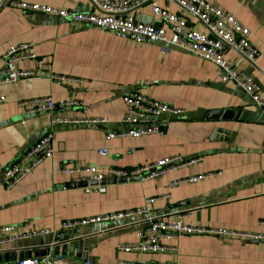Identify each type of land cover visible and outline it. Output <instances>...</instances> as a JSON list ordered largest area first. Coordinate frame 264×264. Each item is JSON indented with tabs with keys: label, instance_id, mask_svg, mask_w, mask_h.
<instances>
[{
	"label": "crops",
	"instance_id": "crops-1",
	"mask_svg": "<svg viewBox=\"0 0 264 264\" xmlns=\"http://www.w3.org/2000/svg\"><path fill=\"white\" fill-rule=\"evenodd\" d=\"M20 1L74 13L90 11L87 0ZM205 1L248 30L259 52L255 65L228 49L223 56L264 96V0ZM158 6L184 19L189 30L204 33L175 4L161 0ZM130 15L139 23L168 28L148 5ZM23 44H32L36 59L16 66L30 76L0 84V167L49 131L54 134L53 154L8 190L0 174V228H14L0 233V264L14 262L12 255L22 260L34 257L35 250L61 247L54 237L64 231H70V241L81 240L82 252L93 264H264V242L238 235L264 236V109L255 107L235 85L221 82L213 64L188 52L163 55L151 44L40 13L24 16L7 7L0 10V79L7 75L1 56ZM133 90L183 113L148 118L147 124L161 127V135L108 139L130 127L121 123L122 97ZM47 97L56 106L54 115L72 123L51 126L50 114L35 112L36 101ZM63 102L78 105L58 108ZM214 112L219 116L209 118ZM100 149L107 151L105 157L98 155ZM171 158L198 161L155 179L106 185L104 193L85 194V184H73L58 173L62 167L85 166L130 170ZM198 175L204 178L183 182ZM148 199L154 200L151 210L156 214L175 219L179 213L186 225L220 234L164 240L162 244L176 252L149 256L122 250L139 242L145 224L137 215L67 227L139 209ZM75 252L65 257L83 264Z\"/></svg>",
	"mask_w": 264,
	"mask_h": 264
},
{
	"label": "built area",
	"instance_id": "built-area-1",
	"mask_svg": "<svg viewBox=\"0 0 264 264\" xmlns=\"http://www.w3.org/2000/svg\"><path fill=\"white\" fill-rule=\"evenodd\" d=\"M90 11L84 13H74L64 9H54L34 4H27L20 0H0V10L2 8H13L21 12L24 16H31L40 13L53 16L70 23L81 24L89 28H95L109 32L114 35L126 37L136 43L151 44L158 48L161 54H170L173 51H185L201 58L215 66L217 76L221 82H229L245 94H247L252 104L260 109H264V96L259 94L258 86L243 72L234 70L223 56V50L228 49L248 64L254 66L259 58V52L249 41V32L238 24L235 19L213 7L205 0H163L171 2L179 10L189 15L204 30V33L189 30L184 19L170 14L165 8L158 6L161 0H87ZM148 5L153 16L158 17L167 30L160 27L145 25L137 22L131 13L140 7ZM32 44H23L12 48L1 56V61L7 70L4 79H0V84L14 83L21 78L31 75L30 72H22L16 68L22 61L35 60L36 56L32 51ZM62 80V78H58ZM125 106V114L121 123L130 126L129 128L113 133L107 138H117L120 136H139L163 133L158 124H147L148 118L167 116L168 118L179 117L183 111L171 108L155 102L142 95L138 91H130L122 97ZM35 112L50 114V125L57 126L72 123L71 121L59 118L54 115L56 108L50 97L37 100ZM41 104V105H40ZM76 102H63L58 108L77 106ZM78 122V121H75ZM85 122V121H79ZM98 122V121H91ZM140 124L145 127L138 128ZM54 134L47 132L30 148L17 156L7 167H0V174L3 177L5 189H10L18 184L23 178L30 174L39 164L51 158L53 154L52 143ZM98 155L105 157V149L98 150ZM198 160L178 161L176 158L159 160L150 164L134 167L130 170L97 168L94 166L59 168L58 173L68 176L73 184H85L83 190L85 194L91 192L104 193L106 185L102 182L125 179L126 182L135 178L138 182L158 178L168 171L180 166H191ZM204 178L198 175L190 177L183 182L195 183ZM167 198V197H162ZM153 199H148L145 205L139 209L122 214H112L103 218H92L81 220L67 227L76 225H87L98 222L101 219H111L116 217L137 215L140 222L145 227L138 234L139 242L136 246L123 247L125 252L133 251L140 255H161L166 251L176 252V248L169 250L162 244L164 240H176L182 235H218L219 231L205 230L186 225L181 219L182 214H175V219H171L165 214H156L151 210ZM14 228L2 227L0 233L13 231ZM244 240L263 241L264 236H254L249 234H238ZM2 242V241H0ZM5 264H80L79 261L62 255L47 254L43 257H31L22 260H15ZM83 264H88L87 262ZM124 264H164L156 261H136Z\"/></svg>",
	"mask_w": 264,
	"mask_h": 264
},
{
	"label": "water",
	"instance_id": "water-1",
	"mask_svg": "<svg viewBox=\"0 0 264 264\" xmlns=\"http://www.w3.org/2000/svg\"><path fill=\"white\" fill-rule=\"evenodd\" d=\"M217 116H219V112H214V113H210L209 114V118L210 117H217ZM223 119H226V114L223 115ZM130 181H136V179L132 178L128 182H130ZM125 182H126L125 179H122V180L118 181V183H125ZM114 183H115L114 180H108L106 182H102L103 185H109V184H114ZM69 238H70V231L60 232V233L55 235L54 242L63 243V245L61 247H53V248H49V249L42 248V249H39V250H35L32 255L34 257L35 256L43 257L49 252L50 255H62V256H65V255L68 254L69 256H72V255H74L73 254V250L75 249L76 250L75 256L77 258H80L84 263L87 262L88 264H93V260L87 258V253L85 251L82 252V242H81V240H79V241H70ZM67 249H69L68 253L66 252ZM4 259L7 262L8 261V256H5ZM11 260L15 261V256L14 255L11 256Z\"/></svg>",
	"mask_w": 264,
	"mask_h": 264
}]
</instances>
